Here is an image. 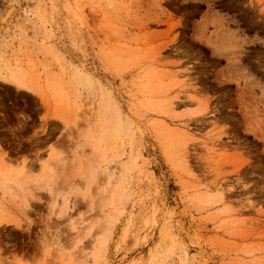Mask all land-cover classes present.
<instances>
[{"label":"rangeland","instance_id":"374dc122","mask_svg":"<svg viewBox=\"0 0 264 264\" xmlns=\"http://www.w3.org/2000/svg\"><path fill=\"white\" fill-rule=\"evenodd\" d=\"M0 264H264V0H0Z\"/></svg>","mask_w":264,"mask_h":264}]
</instances>
